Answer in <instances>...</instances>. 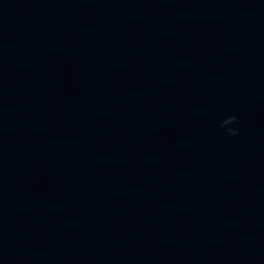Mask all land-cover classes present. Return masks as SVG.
I'll return each instance as SVG.
<instances>
[{
    "label": "clouds",
    "instance_id": "clouds-1",
    "mask_svg": "<svg viewBox=\"0 0 264 264\" xmlns=\"http://www.w3.org/2000/svg\"><path fill=\"white\" fill-rule=\"evenodd\" d=\"M229 125H237V127H228ZM219 127L224 130L225 135L235 137L239 135L238 118L235 115L226 116L219 124Z\"/></svg>",
    "mask_w": 264,
    "mask_h": 264
}]
</instances>
